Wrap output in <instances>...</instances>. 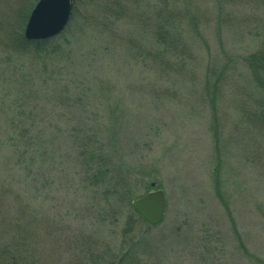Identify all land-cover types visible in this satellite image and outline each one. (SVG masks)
I'll use <instances>...</instances> for the list:
<instances>
[{
  "label": "rangeland",
  "instance_id": "1",
  "mask_svg": "<svg viewBox=\"0 0 264 264\" xmlns=\"http://www.w3.org/2000/svg\"><path fill=\"white\" fill-rule=\"evenodd\" d=\"M25 4L0 0L4 231L42 264H264V134L240 120L264 109V0H76L16 57ZM154 190L152 226L131 202Z\"/></svg>",
  "mask_w": 264,
  "mask_h": 264
},
{
  "label": "trees",
  "instance_id": "2",
  "mask_svg": "<svg viewBox=\"0 0 264 264\" xmlns=\"http://www.w3.org/2000/svg\"><path fill=\"white\" fill-rule=\"evenodd\" d=\"M33 1H37V0H25L26 4H25V8L24 10L19 13V19H22L21 23H25L27 16L30 12V10L32 9L33 5ZM76 5V0H74V7ZM75 12V10L73 11V13ZM74 14H72L70 21L72 20ZM19 20V21H20ZM70 28V22L67 25V27L65 28V30L69 31ZM62 34V33H61ZM63 36L59 35L56 38L53 39H48V40H41V41H26L23 39V37L21 35H19L16 39H15V43L14 45H9L7 44V49L8 52L11 55H14L16 57H20V55H25L27 52L33 51L35 52V57H39L41 56V54H45L47 49H50L52 47H55L52 45V42H55V40H57L59 37ZM55 50V49H54ZM53 50V51H54ZM256 60H259L260 62L256 63V65L254 66L253 72L256 74L257 76V82H259L260 80L258 79L259 76V70H262L264 72V48L262 49V52L257 54V58H253V62L252 65L255 64ZM253 68V67H252ZM256 69V70H255ZM240 120H242L244 123L248 124L247 127H249L251 129V127H253V130L255 132H259L260 134H264V109L263 108H252L250 107L247 111H244V109L242 110V115L240 117ZM99 162L97 163H91V167L93 168L90 171V174H93V178H91V183L100 181L101 182V176L97 174L98 172V168H99ZM114 192V190H113ZM112 192V193H113ZM121 194L124 196H121ZM112 196V195H111ZM121 198H124L123 201L127 202V195L126 192L124 193H118L117 198H115V200L118 203H122V201L120 200ZM6 198H4V196L0 195V204H3V206H6V203L4 202ZM124 205V204H122ZM127 205V203H126ZM0 210H2V208H0ZM1 212V211H0ZM1 221L0 222V229L2 228V232H0V264H42L39 260H38V255L37 253L34 252L32 246L30 245V243H33V233L29 231V228L27 229L28 232V236H26L27 232L26 229L24 231V229L19 230L15 225L13 226L14 233L13 231L11 232H5L4 231V227L7 226V224H5L4 218L0 217ZM20 220V218H16L14 219V222H17ZM11 226V227H12ZM11 234V237H10ZM10 237L9 239H7V237ZM28 237V238H26ZM105 259L103 258L102 263H100L101 261L96 258L92 264H108L104 261ZM105 262V263H103ZM110 263V262H109ZM113 264V263H111ZM118 264H123L122 262L118 263Z\"/></svg>",
  "mask_w": 264,
  "mask_h": 264
},
{
  "label": "water",
  "instance_id": "3",
  "mask_svg": "<svg viewBox=\"0 0 264 264\" xmlns=\"http://www.w3.org/2000/svg\"><path fill=\"white\" fill-rule=\"evenodd\" d=\"M74 0H37L23 30L26 41L47 40L61 33L69 21ZM132 209L149 225L163 220L165 194L162 190L146 193L131 202Z\"/></svg>",
  "mask_w": 264,
  "mask_h": 264
}]
</instances>
